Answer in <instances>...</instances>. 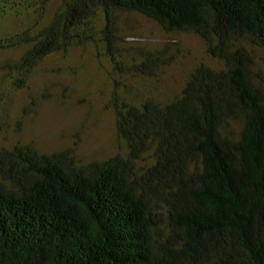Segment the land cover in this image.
<instances>
[{"label": "trees", "instance_id": "obj_1", "mask_svg": "<svg viewBox=\"0 0 264 264\" xmlns=\"http://www.w3.org/2000/svg\"><path fill=\"white\" fill-rule=\"evenodd\" d=\"M52 1L0 0V53H22L0 63V132L34 109L11 116L38 66L72 47L158 76L173 49L127 60L117 11L197 35L221 68L199 64L166 101L115 81L124 155L0 148V264H264V0H61L48 17Z\"/></svg>", "mask_w": 264, "mask_h": 264}, {"label": "rangeland", "instance_id": "obj_2", "mask_svg": "<svg viewBox=\"0 0 264 264\" xmlns=\"http://www.w3.org/2000/svg\"><path fill=\"white\" fill-rule=\"evenodd\" d=\"M61 0H53L47 10L52 16ZM99 28L102 21L99 19ZM116 36L119 50L127 60L138 58V50L170 47L168 65L157 71L154 79L119 76L100 45L72 47L67 53L48 57L36 69L28 90L17 96L11 116L22 115L29 103L35 107L21 128L10 120L0 132V148L29 144L51 154L74 147L83 163L102 161L125 154V145L116 135L115 116L108 109L115 81L131 80L145 95L166 101L179 94L189 74L199 64L219 69L221 64L207 53L203 41L192 33H166L151 19L140 14L117 11ZM21 52L0 53V63L17 59ZM255 70L261 69L256 60ZM233 130L238 125L230 123ZM232 129V128H231Z\"/></svg>", "mask_w": 264, "mask_h": 264}]
</instances>
